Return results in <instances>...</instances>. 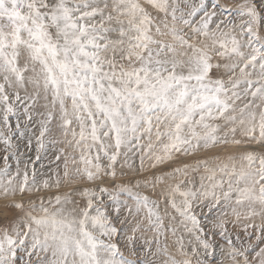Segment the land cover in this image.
Listing matches in <instances>:
<instances>
[{
  "label": "snow or ice",
  "instance_id": "obj_1",
  "mask_svg": "<svg viewBox=\"0 0 264 264\" xmlns=\"http://www.w3.org/2000/svg\"><path fill=\"white\" fill-rule=\"evenodd\" d=\"M0 264H264V0H0Z\"/></svg>",
  "mask_w": 264,
  "mask_h": 264
}]
</instances>
